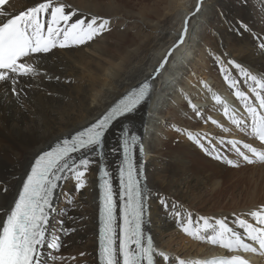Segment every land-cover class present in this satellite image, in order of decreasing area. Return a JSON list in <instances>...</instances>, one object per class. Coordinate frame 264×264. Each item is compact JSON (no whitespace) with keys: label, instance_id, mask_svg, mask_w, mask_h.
Listing matches in <instances>:
<instances>
[{"label":"bare ground","instance_id":"1","mask_svg":"<svg viewBox=\"0 0 264 264\" xmlns=\"http://www.w3.org/2000/svg\"><path fill=\"white\" fill-rule=\"evenodd\" d=\"M61 2L79 10L74 19L91 15L108 18L109 31L85 45L56 48L40 57L36 61L40 74L32 78H21L19 87L23 89V93L20 104L23 107L9 96L8 85L0 82V181L9 189L8 196L0 198V203L10 202L17 193L36 153L53 145L55 137L91 122L129 89L130 85L143 79L144 74L151 70L178 38L183 30L184 17L195 12L197 0ZM229 2L230 0H202L200 11L189 20L185 43L173 53L167 66L168 71L155 84L152 98L123 122L134 129L143 130L145 153L142 161L147 174L145 188L148 194L147 207L150 209V213L145 215V221L151 228L158 250L164 253L171 245L166 243L167 240L162 235L179 224L176 217L173 224L169 221L172 215L175 216V211H186L187 218L191 213L193 223L189 227L195 229L203 227L201 217H231L233 212L242 214L264 203V194L251 195L242 203H237L230 197L224 200L222 189L216 188L209 208L199 211V204L204 201H199L201 196L198 193L206 183L214 179L220 165L217 163L219 161L212 158L214 152L212 156L206 155L195 139L188 138L189 135L193 138L204 137L201 142L205 147H210L208 141H211L227 158L233 160L238 157L228 150V140L252 142V137H244L237 126L224 116L225 105L231 110L230 114L235 112L237 117L243 112V105L225 82L217 57H231L253 68L264 67V55L258 47L259 41L254 38L257 34L264 37V26L257 21L259 18L264 21V0ZM218 4L224 8V11L220 10L222 18L217 11ZM32 5L33 0H10L6 7L9 12H18ZM133 19H136L133 25L129 24V20ZM241 22L247 24L251 32L241 31L238 28ZM212 24L215 25L212 28L214 33L208 28ZM194 35H198L200 40L195 43L197 47L192 50V58L188 59L187 53L193 45H189L187 41H193ZM219 42L222 44L219 45ZM206 44L208 46L203 47ZM185 60L188 67L193 69V74H188L187 66L182 65ZM226 70L231 71L233 76L236 75L234 70ZM197 74L209 79L208 84L212 89L208 91L206 83L201 87L202 81L197 80ZM218 87L231 99L222 101L217 91H212ZM239 87L248 94L250 84L241 80ZM196 90H199L198 93L194 92ZM186 93L196 94L197 103L207 106V113L202 119L196 117L192 107L187 104ZM217 96L220 98L219 102L215 99ZM169 115L174 117L175 125L172 126L183 129L184 138L180 141L175 140L173 134L168 136L163 133L162 122ZM209 117H213L212 120L216 123L213 124ZM228 127L233 133L228 134V139H224L222 134L226 133ZM120 129L121 123H116L106 137L105 164L113 173L114 180L119 158L111 149L117 147ZM165 132L168 133V130ZM220 141L224 143L221 144ZM98 164L99 161L93 166V172L87 177L86 187L80 194L74 191L71 184L65 187L64 192L69 193L74 200L78 197L77 202L68 205L64 194L57 197L56 207L59 206V200L67 205L62 209L63 217L53 214L49 235L59 231L57 225L61 220L64 226L73 227L76 231L63 238L65 247L60 250L59 255L64 260L57 261L56 264H98V192L95 185ZM254 165L264 167V163L260 162ZM191 191L194 192L190 194ZM161 196L170 206L176 205L175 211L171 208L165 211L164 206L159 203ZM248 219L253 222L250 217ZM209 222L214 223V219ZM81 252L85 255L80 256ZM224 254H228L227 250L206 242L185 264H205L206 257ZM249 256L256 254L249 253ZM169 258L172 261L174 256ZM260 264L264 263L261 261Z\"/></svg>","mask_w":264,"mask_h":264},{"label":"snow or ice","instance_id":"2","mask_svg":"<svg viewBox=\"0 0 264 264\" xmlns=\"http://www.w3.org/2000/svg\"><path fill=\"white\" fill-rule=\"evenodd\" d=\"M9 4L10 0H0V82L8 85L9 96L23 107L20 104L23 93L19 87L21 78L40 74L36 61L53 49L94 41L109 31L110 20L97 15L74 19L79 10L61 0H33L32 6L18 12H9L6 7ZM201 7L202 0H197L195 12L184 17L183 30L178 38L142 80L130 85L91 122L55 137L53 145L34 155L17 193L10 202L0 203V264H56L64 260L59 255L65 247L63 238L76 229L64 226L61 220L57 225L59 231L49 235V225L57 210V197L64 194L67 204L72 205L74 197L70 198V194L64 192L65 187L71 184L74 191L80 194L98 161L99 264H164L170 260L168 255L158 250L152 236L145 234V215L150 213V209L145 204L146 191L134 159L137 146L140 153L144 152V147L142 138L130 132L123 122L152 98L155 84L168 71L173 53L185 43L191 16L198 13ZM238 28L251 32L249 26L242 22ZM254 38L259 41L258 47L264 55V37L257 34ZM217 60L225 82L243 105L239 117L235 112L230 114L231 110L225 105L224 116L237 126L244 137H252L253 142L258 141L260 146H264V67L253 68L231 57H217ZM226 69L234 70L236 75ZM241 80L250 84L248 94L240 90ZM215 99L219 102L220 98L217 96ZM188 105L197 117L201 116L190 99ZM116 123H121L120 136L117 147L111 151L119 158L115 177L118 188L114 187L113 173L105 164L106 137ZM212 123L216 121L212 120ZM188 138L195 139L206 155L212 156L214 152L213 159L226 162L232 168L264 163V150L254 147L253 143L228 140V150L238 157L233 160L211 141H208L210 147H205L201 142L204 137L197 139L189 135ZM8 194V187L0 181V198ZM159 203L166 212L169 208L176 209L175 204L170 206L162 196ZM175 217L188 236L219 245L228 253H233L205 264H250L243 255L249 253L264 257V203L242 214L233 212L231 217L234 219L229 215L201 217L204 221L202 228L189 227L193 223L191 213L185 219L180 211H175ZM249 217L253 222L249 221ZM210 219H214V223H210ZM79 255L84 256L85 253ZM178 264H185V261L179 260Z\"/></svg>","mask_w":264,"mask_h":264},{"label":"rangeland","instance_id":"3","mask_svg":"<svg viewBox=\"0 0 264 264\" xmlns=\"http://www.w3.org/2000/svg\"><path fill=\"white\" fill-rule=\"evenodd\" d=\"M229 4H232L231 0H230ZM218 5L219 6H218L217 11H219V13H220V10L224 11V8L220 4H218ZM219 17L220 18L223 17L221 13H220ZM133 21L135 22L136 19L129 20V24L133 25ZM217 21H219V20L217 19ZM257 21L259 22L258 24H260V25L263 24V26H264V21H262L261 18L257 19ZM204 26L206 27L207 25H204ZM214 26L215 25L212 24V25H210V27H208L210 29L211 33H214L213 29H212ZM192 39H193V41H187V43H189V45H191V44L193 45V48H191L190 51L187 53L188 59L192 58V56H191L192 50L193 49L196 50V47H197L195 45V43L199 42V40H200L198 38V35H194ZM189 40H191V39L189 38ZM220 44H222V43L219 42V45ZM206 46H208V45L206 44L203 47H206ZM182 65L187 66V69L189 70L188 74L193 72V69L191 70V68L188 67L189 64H187L186 60L184 62H182ZM197 80H199V82L202 81L201 87H202V85H204L206 83L208 91L210 89H212L211 88L212 86L210 84H208L209 79L201 78L199 76V74H197ZM207 89H206V91H207ZM197 91H199V90H196L194 92L198 93ZM212 91H217V94L219 95V97L224 102L231 99V97H229L227 94H225L223 92V90L219 87L217 90L213 89ZM185 96L187 97L188 100L191 98L190 100H191L192 104H194L197 108H199L198 110H201L200 111L201 116L199 117V119H202V117L204 115H206V113H207L206 109H205V108H207V106L204 104H202L200 106L197 103L196 98H198V97L196 94H193V93L187 94L186 93ZM194 97H195V99H193ZM188 100H187V104H188ZM212 119H213V117H209V120H212ZM169 121H173V122H169ZM162 123H163L162 128L164 130L163 133L168 134V136L173 134L175 140H178V141H180V140H182V138H184L183 129L180 128V130H179L178 127L172 126V125H175L174 117L169 115L163 119ZM166 130H168V133L165 132ZM225 132H226L225 134H222V137L224 139H228V134L233 133L232 129H230L229 127L225 130ZM216 136H219V135H216ZM227 152L228 151L226 150V153ZM217 163L220 165V167L216 171V173H215L216 175H215L214 179H212L208 183H206L205 187L202 188L203 190L200 191V193H198V195L201 196L199 201H204L203 203L199 204V211H201V210L204 211L207 208H209L210 204L214 200V195H215L214 190L216 188L220 189V190L222 189V192H223L222 198L224 200H226V199H228V197H230L231 199H234V201L237 203L238 202L242 203V202L246 201L247 199H249V197L251 195H255V194L262 195V194H264V167L263 166H260V165H242L239 168H232V167L228 166L226 162H220L219 161ZM193 192L194 191H191L190 194H192ZM183 194H185V192ZM77 199H78V197H76V199L73 201V203L77 202ZM58 204H59V206L56 207L57 210L55 212V216L63 217L62 214H64V210H62V209L65 208L67 204H66V202H64L62 200H59ZM181 214H182L183 218H185V219L187 218L188 213L186 211L181 212ZM174 220H175V216L172 215L169 218V221L171 224H173ZM162 237H163V239L167 240L166 243L171 245V247L167 250V252H165L166 255H168L169 257L174 256V259L172 261L165 262V264H178L179 260H184L185 263H187L190 259H192L193 256H191V255H193L194 253H197L198 249L206 244V241L197 240V239L185 234L182 231L180 224H177L174 228H172V230L165 232L162 235Z\"/></svg>","mask_w":264,"mask_h":264}]
</instances>
